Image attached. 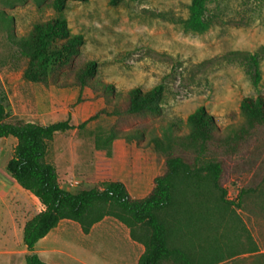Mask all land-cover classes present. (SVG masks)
Here are the masks:
<instances>
[{
    "label": "rangeland",
    "instance_id": "obj_1",
    "mask_svg": "<svg viewBox=\"0 0 264 264\" xmlns=\"http://www.w3.org/2000/svg\"><path fill=\"white\" fill-rule=\"evenodd\" d=\"M12 2L13 7L0 3L10 18L0 19V99L10 123L69 122L71 129L48 143L45 158L64 190L119 181L133 198H144L162 167L151 139L165 140L168 124L185 133L187 116L203 107L221 130L237 127L241 100L264 96V0L257 7L252 0H214L208 9L216 18L203 33L183 27L191 0H123L117 6L107 0L67 1L61 15L70 34L82 36L83 45L74 68L60 74V80H70L74 69L95 61V79L112 85L116 98L134 88L145 92L164 85L160 116L117 124L89 90L80 94L77 88H46L23 78L20 65L11 59L14 48L8 35L25 36L34 24L58 14L32 0ZM229 52L261 53L258 90L240 66L222 60ZM210 59L218 65L205 72L196 69ZM112 130L125 139L105 143ZM15 145L11 137L0 138V264H26L22 228L42 210L6 170ZM218 157L224 160L226 199L234 205L220 204L218 193L208 186L179 179L174 206L160 214L171 246L188 256V263L173 264H207L199 261L215 249L220 255L209 260H223L221 264H253L264 253V183L256 196L244 199L242 208L236 206L240 191L264 176V141L251 135L238 151ZM142 253L143 246L114 217H105L87 234L78 223L63 220L35 251L45 264H137Z\"/></svg>",
    "mask_w": 264,
    "mask_h": 264
},
{
    "label": "trees",
    "instance_id": "obj_2",
    "mask_svg": "<svg viewBox=\"0 0 264 264\" xmlns=\"http://www.w3.org/2000/svg\"><path fill=\"white\" fill-rule=\"evenodd\" d=\"M25 3L27 0H15ZM36 4H45L56 14L55 17L34 24L22 37L8 35V41L14 48L11 59L20 65V72L26 81L40 84L46 88H77L79 93L89 90L93 100H101L103 113L115 118L116 124L133 122L160 116L162 113L164 85L159 84L149 91L131 89L123 98L114 96L112 85L95 79L97 64L87 61L73 70L68 81L60 80L59 75L74 68L83 45L80 35H71L66 19L61 15L69 0H32ZM86 1V0H72ZM111 6H117L123 0H107ZM214 0H191L188 17L183 22L186 30L203 33L209 30L216 18L208 5ZM247 1V0H245ZM262 0H252L257 7ZM0 3L13 7L12 0H0ZM245 3V2H244ZM245 6V5H244ZM0 19L8 22L9 17L0 9ZM244 25L240 22L239 26ZM257 53L229 52L222 60L227 64H237L249 78L251 85L258 90L260 60ZM217 59L197 64L199 72H205L218 65ZM106 107L111 111L107 112ZM241 124L229 125L221 130L203 107L197 108L187 116L186 132L181 133L176 124H168L160 137L151 139L152 150L162 162L160 173L153 179L151 191L141 199L133 198L126 186L119 181H107L99 187L71 192L64 190L55 168L45 162L48 143L58 133L71 129L68 121L42 126L36 123H10L7 112L0 99V138L11 137L16 140L12 158L6 164V170L15 183L31 194L41 205L42 210L28 220L23 227L22 243L27 254L26 264H45L34 252L36 244L45 238L63 220L79 224L84 234L105 217H114L127 227L131 238L143 246L137 264H173L178 261L188 263L185 252L170 244L167 223L160 214L174 206L177 193V181H194L208 186L218 193L219 203L234 205L226 199L222 186L224 160L219 154L234 153L251 135L259 134L264 141V96L245 97L239 104ZM112 130L108 145L112 140L125 139ZM264 183L261 181L251 188L241 190L236 206L242 208L244 199L256 196ZM218 256L221 250H213ZM206 255L199 263L221 264L223 260L210 261ZM236 256L230 257L231 259ZM253 264H264V253L255 258Z\"/></svg>",
    "mask_w": 264,
    "mask_h": 264
},
{
    "label": "crops",
    "instance_id": "obj_3",
    "mask_svg": "<svg viewBox=\"0 0 264 264\" xmlns=\"http://www.w3.org/2000/svg\"><path fill=\"white\" fill-rule=\"evenodd\" d=\"M15 140V139H14ZM16 141V140H15ZM31 195V194H30ZM36 199V198H35ZM26 223V222H25ZM24 227V226H23ZM8 230L11 228V226H8V227H6ZM54 230V229H53ZM52 230V231H53ZM22 231H23V228H22ZM50 234V233H49ZM48 234V235H49ZM48 235L45 237V238H43L42 240H40L37 244H36V246H35V250H34V252L36 251V249H37V247H39L42 243H44V241H45V239L48 237Z\"/></svg>",
    "mask_w": 264,
    "mask_h": 264
}]
</instances>
